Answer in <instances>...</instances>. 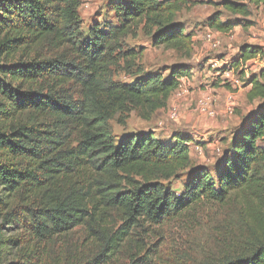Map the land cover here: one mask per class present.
Masks as SVG:
<instances>
[{"label":"trees","instance_id":"16d2710c","mask_svg":"<svg viewBox=\"0 0 264 264\" xmlns=\"http://www.w3.org/2000/svg\"><path fill=\"white\" fill-rule=\"evenodd\" d=\"M183 6V0L113 1L116 23L95 20L84 30L80 0H0V264H41L43 243L83 224L102 240L84 264H104L105 253L142 223L160 225L202 200L257 196L264 187V69L244 81L247 99L258 103L223 140L209 170L191 167L189 137L162 142L152 132L115 136L110 129L117 114L135 110L149 119L190 74L188 66L173 65L167 76L136 69L129 82L113 77L122 60L125 70L134 69V52L119 49L132 26L144 23L154 46L189 51L191 36L175 22ZM249 6L264 9V0H221L239 18L222 20L216 12L207 26L248 28ZM259 54L254 46L239 48V60ZM179 175L187 179L178 196L158 182ZM111 216L122 224L104 234L101 224ZM217 264H264V241L247 256Z\"/></svg>","mask_w":264,"mask_h":264},{"label":"rangeland","instance_id":"374dc122","mask_svg":"<svg viewBox=\"0 0 264 264\" xmlns=\"http://www.w3.org/2000/svg\"><path fill=\"white\" fill-rule=\"evenodd\" d=\"M113 1L118 0H80L82 28L85 30L95 20L114 25L116 19L110 7ZM183 1V9L175 22L186 26L185 32L191 36L189 51L154 46L144 23L132 26L119 43V49L134 52V69L125 70L122 60L113 71V77L122 83L129 82L130 72L136 69L167 76L166 70L173 65L188 66L190 74L179 78L180 86L171 94L166 107L149 119L133 110L117 114L109 121V126L115 136L152 132L162 142L169 141L174 134L189 137L192 140L187 145L191 167L209 170L225 147L223 140L229 141V132L258 103L257 99H247L250 87H246L244 81L264 69V54L242 59V70L233 71L229 77L225 75V68L239 63L241 46H254L264 53V9L249 6L250 27L239 26L219 32L207 26V18L212 14H222V20L239 18L221 8V0ZM208 33L215 47L205 41ZM201 101L206 103L209 113L200 112L198 104ZM229 107L231 115L227 114ZM173 110L177 112L176 118L170 116ZM69 137L68 144L75 145L76 131L71 130ZM208 172L214 178V173ZM260 174L264 176V172ZM186 179V175H179L157 181L178 196ZM263 189L256 191L257 196L262 191V199L253 193L246 198L232 193L224 202L202 200L160 225L142 223L129 231L115 250L105 253L107 257L101 261H105L104 264H217L247 256L259 241H264ZM111 217L101 224L104 234L111 235L122 224L118 218ZM99 236L100 233H93L84 224L79 225L40 246L45 252L41 264H84L100 251L102 240Z\"/></svg>","mask_w":264,"mask_h":264},{"label":"built area","instance_id":"2783aa9c","mask_svg":"<svg viewBox=\"0 0 264 264\" xmlns=\"http://www.w3.org/2000/svg\"><path fill=\"white\" fill-rule=\"evenodd\" d=\"M204 38H205V41H206L207 43H209V44H212V43H213V46H214V47L216 46V43L213 42L210 33H209V34H206ZM242 62H243L242 60H239V63H240V67H241V69H242ZM226 69H227V70H226V72H225V75H226L227 77H229V75L232 74L234 70H231L230 67H228V68H226ZM198 107H199L200 112H207V113H209L208 108H207V105H206L205 102H203V101L199 102ZM227 114H228V115H231V114H232V110H231L230 107L227 109ZM170 116H171V118H176V116H177V112H176V110H173V111L170 113Z\"/></svg>","mask_w":264,"mask_h":264}]
</instances>
